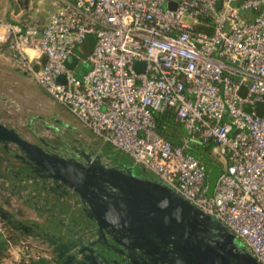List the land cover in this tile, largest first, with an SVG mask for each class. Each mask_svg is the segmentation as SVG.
I'll list each match as a JSON object with an SVG mask.
<instances>
[{"label": "built area", "instance_id": "2783aa9c", "mask_svg": "<svg viewBox=\"0 0 264 264\" xmlns=\"http://www.w3.org/2000/svg\"><path fill=\"white\" fill-rule=\"evenodd\" d=\"M89 37L88 58L68 68ZM0 44L97 140L221 222L264 264V115L256 110L264 0H63L42 29L0 20ZM169 110L186 132L181 145L158 132L156 115ZM195 139L212 142L226 162L211 197L208 171L189 153ZM10 230L0 219V235ZM34 241H18L19 264L32 259Z\"/></svg>", "mask_w": 264, "mask_h": 264}, {"label": "water", "instance_id": "95a60500", "mask_svg": "<svg viewBox=\"0 0 264 264\" xmlns=\"http://www.w3.org/2000/svg\"><path fill=\"white\" fill-rule=\"evenodd\" d=\"M78 62L65 64L74 70ZM256 110L263 116L264 103ZM35 136L39 143L0 121V192L7 183L19 197L34 190L28 204L47 210L41 223H26L0 203V219L42 240L59 264H260L225 225L156 178L111 166L65 136L57 144Z\"/></svg>", "mask_w": 264, "mask_h": 264}, {"label": "crops", "instance_id": "0c3cea01", "mask_svg": "<svg viewBox=\"0 0 264 264\" xmlns=\"http://www.w3.org/2000/svg\"><path fill=\"white\" fill-rule=\"evenodd\" d=\"M62 3L63 0H0V20L11 21L23 25H34L39 29H42L47 23L48 16L56 12ZM91 38L92 37L88 38L84 44L81 45L79 48L80 51L86 48L92 52L93 48L90 49ZM76 51L75 55L79 58ZM86 68H88V65L83 64L82 67L78 69L77 74L80 75L87 70ZM0 76L3 84L10 88L22 87L26 82L25 78L32 80L25 72L16 66L11 58L9 49L3 44H0ZM29 98L36 110L39 111V99L35 97L34 94H31ZM44 106L48 118L56 125V128L48 126L47 130L54 129L56 135L65 136L66 139H68L67 136L71 137L69 140L72 141H78L79 143H82L81 141H83L85 144H81L82 146H87L89 140H97L91 131L88 130L76 117H74L65 107L54 102L51 98L48 97ZM38 120H40V117H38ZM0 121L7 125L1 118ZM35 131L36 130L34 129L30 130L31 133L36 135ZM21 135L30 142L35 143L29 136H26L23 133H21ZM170 137L176 145L182 144L183 137L178 132L170 134ZM197 144L201 145V147L203 146L199 139L195 140V145ZM213 156L222 162L225 167L226 162L223 159L215 155ZM204 166L207 171L211 170L212 165L205 164ZM6 186L10 188L7 191L0 192V203L5 204L8 202V208L13 212L18 213L17 216L26 223H41V217L47 210V206L44 202H41L37 205L39 210H35L30 204H28L31 197L35 195V191L30 189L22 191V196L19 197L14 194L16 191L11 188L9 183H7ZM15 236L20 239L22 238L19 233H16ZM34 240L35 251H33V257L28 264H59L42 240ZM18 241L14 243V247L12 248L9 245V240L0 235V264H19Z\"/></svg>", "mask_w": 264, "mask_h": 264}, {"label": "rangeland", "instance_id": "374dc122", "mask_svg": "<svg viewBox=\"0 0 264 264\" xmlns=\"http://www.w3.org/2000/svg\"><path fill=\"white\" fill-rule=\"evenodd\" d=\"M252 15L257 16L258 14H254L252 12L248 13V17H251ZM94 43L95 38L92 37L90 41V49L93 48ZM79 48L76 53L78 54L79 58L84 61L88 58L91 51L86 48L80 51ZM82 65L83 64H80L78 69H80ZM25 81L26 82L22 87L10 88L7 85L3 84L2 78L0 76V118L7 125L13 126L24 135L29 136L35 143H39V141L35 134L30 132L31 129L36 130L35 133L39 134L40 136L42 135L43 138L55 139L58 136L55 134L56 131H54V129L47 130V127L53 126L56 128V125L48 118L47 111L45 110L46 108L44 106L48 97H51L41 87L36 85L34 81L30 80L29 78H25ZM59 81H62V78H60ZM31 94H34V96L37 97L40 101L39 111L36 110L29 98ZM38 117H40V120H38ZM177 132L183 138L187 137L186 132L182 128L177 129ZM67 138L69 139L71 137L67 136ZM81 142L82 143L80 144H85L83 141ZM87 146L89 149H91L94 155H100L103 161L111 166L116 164L121 168L129 167L133 172L144 173L148 177L155 178L150 172H144V169L141 166L135 165L134 162L127 156H120V152L115 150L110 145L103 144L99 140H89ZM190 153L197 158L195 149H193V151H190ZM211 157L214 163L211 166V170L208 171V197H211L213 195L218 178L222 173L220 166H218V163L221 164V162L216 160L214 156L211 155ZM222 165L223 163L221 164V166ZM237 242L239 245L243 244L239 239L237 240Z\"/></svg>", "mask_w": 264, "mask_h": 264}, {"label": "trees", "instance_id": "16d2710c", "mask_svg": "<svg viewBox=\"0 0 264 264\" xmlns=\"http://www.w3.org/2000/svg\"><path fill=\"white\" fill-rule=\"evenodd\" d=\"M156 121H157V125H158V132L163 136H167L168 138H170V134H174L175 132H177V129L182 128L181 124L176 122V114L172 110L166 111L162 114H157L156 115ZM200 142H202V145H203L202 147L199 144L195 145V142H194V144L192 145L193 147H191L190 151H193V149H195V152L197 155V158H196V156H195V158L197 160H199L203 166L205 164L206 165H213L214 161L212 160L211 155L212 156L214 155L213 149H214L215 145L212 142L204 143L201 140H200ZM190 151H189V153H190ZM119 154H120V156L123 155L121 153H119ZM215 163H217V162H215ZM221 164H222V162H221ZM221 164L218 163V166H220L221 170L223 171L224 166L223 165L221 166ZM10 231H11V236L8 240L12 241L13 243H16L18 240H20V238H17L15 236L16 232H14L12 230H10ZM33 251H35V249ZM20 264H26V263L22 262Z\"/></svg>", "mask_w": 264, "mask_h": 264}, {"label": "flooded vegetation", "instance_id": "af4514ba", "mask_svg": "<svg viewBox=\"0 0 264 264\" xmlns=\"http://www.w3.org/2000/svg\"><path fill=\"white\" fill-rule=\"evenodd\" d=\"M61 136H62V135H60V137H61ZM58 137H59V136H57V138H58ZM57 138H55L56 141H52L54 144L57 142V140H58ZM68 140H69V139H68ZM68 143L70 144L69 146L77 145V144H78L80 147H82V145H81L80 143H76V142H74V141H72V140H69ZM56 144H57V143H56ZM88 150H89L91 153H93V152L91 151V149L88 148ZM93 154H94V153H93Z\"/></svg>", "mask_w": 264, "mask_h": 264}]
</instances>
